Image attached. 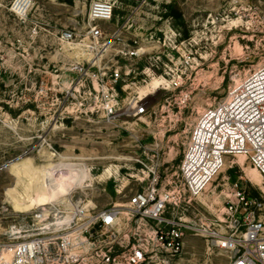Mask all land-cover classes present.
I'll return each mask as SVG.
<instances>
[{"label": "rangeland", "instance_id": "1", "mask_svg": "<svg viewBox=\"0 0 264 264\" xmlns=\"http://www.w3.org/2000/svg\"><path fill=\"white\" fill-rule=\"evenodd\" d=\"M15 1L0 0L4 243L21 242L76 207L124 202L153 171L174 170L198 113L264 62V0H119L113 19L98 22L89 17L93 0H31L26 16ZM94 26L103 31L98 39ZM66 31L73 39L63 37ZM173 78L181 90L169 86ZM111 83L108 101L104 85ZM140 104L146 113L137 114ZM107 105L116 112L108 114ZM11 161L25 164V178L34 177L49 204L13 209L5 196L15 180L5 166ZM253 168L243 157L229 160L201 198V212L210 217L212 203L222 208L224 182L237 179L262 199L264 178L258 185L247 176L259 173ZM42 208L46 215L37 218ZM229 256L203 236H188L183 255L169 264H228Z\"/></svg>", "mask_w": 264, "mask_h": 264}, {"label": "built area", "instance_id": "2", "mask_svg": "<svg viewBox=\"0 0 264 264\" xmlns=\"http://www.w3.org/2000/svg\"><path fill=\"white\" fill-rule=\"evenodd\" d=\"M118 1L93 0L90 19L111 21ZM31 6V0L14 3L21 16ZM91 32L96 39L103 35L98 26ZM63 37L73 39L74 33L66 31ZM126 54L137 56L138 51ZM168 84L182 88L177 78ZM104 86L110 101L115 84ZM107 110L116 112L110 105ZM146 111L137 106V114ZM238 157L264 177V62L235 79L222 100L198 113L174 170L153 171L147 186L124 202L102 210L76 207L65 226L40 227L18 243L0 242V264H169L183 255L188 236H203L228 252V264H264V197L249 196L237 179L224 182L222 208L207 206L210 217L200 209L201 198L229 160Z\"/></svg>", "mask_w": 264, "mask_h": 264}, {"label": "bare ground", "instance_id": "3", "mask_svg": "<svg viewBox=\"0 0 264 264\" xmlns=\"http://www.w3.org/2000/svg\"><path fill=\"white\" fill-rule=\"evenodd\" d=\"M12 162L13 161L10 162L8 169L15 180L11 186L5 189V196H6V200L13 207V209L16 212L26 213L35 207L39 208V207H42L43 205L49 204L50 203L49 199L45 196L46 194L44 193L43 190H41L38 187V189H36L37 191H35L36 187L33 186L35 182L34 177L29 176L28 179L25 178L26 176H28L26 174L27 168L25 167V164L19 161L14 162V163ZM240 163L241 165L245 166L243 161L242 162L240 161ZM255 169L253 168V171H255ZM259 173L254 174L251 171H248L247 176L251 179V181L255 182L258 185H262L263 184L262 179L264 177L262 174L260 175ZM255 175H257L259 179L256 178ZM22 184H24L23 188H25V192L23 194H20V188L22 187ZM31 189H33V193L30 192ZM41 210H43V212L41 214L40 213L37 214L39 215L37 217H42L46 215L47 209L42 208ZM72 218H73V215L71 214L61 215V216L55 217V221L46 223L44 225L45 226L57 225L58 227H61V226L67 225L72 220ZM16 230L17 229H13V231H16Z\"/></svg>", "mask_w": 264, "mask_h": 264}, {"label": "water", "instance_id": "4", "mask_svg": "<svg viewBox=\"0 0 264 264\" xmlns=\"http://www.w3.org/2000/svg\"><path fill=\"white\" fill-rule=\"evenodd\" d=\"M9 164H10V163H9ZM9 164H7V165H5V166H7V167H8V166H9Z\"/></svg>", "mask_w": 264, "mask_h": 264}]
</instances>
